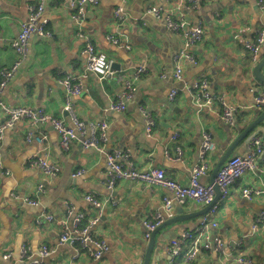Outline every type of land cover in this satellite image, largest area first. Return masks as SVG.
<instances>
[{
	"label": "crops",
	"instance_id": "crops-1",
	"mask_svg": "<svg viewBox=\"0 0 264 264\" xmlns=\"http://www.w3.org/2000/svg\"><path fill=\"white\" fill-rule=\"evenodd\" d=\"M35 2L0 0V74L17 59L10 42L17 36L19 24L27 19L28 5ZM188 5L184 0H98V5L86 7L84 17L76 22L69 0H47L41 20L51 38L30 39L27 60L0 93V100L10 108L41 109L47 116L66 121L59 80L65 76L74 78L81 83L82 92L71 103L80 120L107 123L106 152L128 151L129 161L136 169H163L167 178L186 185L190 170L197 163L203 132L210 135L213 144L206 155L212 170L257 116L255 111L264 109L255 106V99L264 94V85L252 75L259 60L253 62L243 47L255 42L261 32L264 34V0L261 6L255 0H195L193 7ZM117 8H122L127 17L124 23L113 18ZM148 9H159L162 16L156 18L147 13ZM179 14L191 26L200 25L203 38L190 49L196 63L184 61L182 79L175 81L173 60L184 43L178 34L167 29L164 16L176 18ZM109 36L129 42L131 49L112 44L107 40ZM87 41L106 56L110 76L99 79L87 74L82 78L85 61L81 51ZM259 57L264 58V43ZM138 68L144 72L135 83V94L126 102L125 111L109 110L123 90L124 78ZM261 72L264 74V66ZM202 76L207 78L211 93L224 104L239 108L233 128L224 124L219 100L201 109L195 106L191 85ZM173 88L178 94L170 102L168 95ZM139 106L153 118L149 136L145 134ZM4 121L5 117L0 116V122ZM29 130L34 136H46L49 162L59 169L55 176L46 177L39 168L29 166V160L39 153L33 141L25 140ZM262 133L264 123L251 136ZM249 138L237 143L232 156L247 152ZM176 148L182 155L174 161ZM107 171L104 156L94 150H84L78 143L63 150L49 123L30 127L27 120H18L6 128L0 143V264H23V246L35 256L45 246L50 255L42 264H143L149 242L144 223L162 213V199L167 192L156 185L127 180L117 182L109 191ZM77 172L81 174L75 176ZM210 173L201 179L203 184H210ZM39 185L43 186L41 193L37 192ZM262 185L264 158L258 159L255 170L245 173L231 187L225 201L216 204V213L210 220L216 227H209L206 235L220 239L225 246L223 251H201L188 262L179 258L173 264H241L235 260L238 256L250 258L252 264H264V222L251 230L255 216L264 211V199L247 201L240 195L244 187ZM87 194L103 203L98 221L90 229L93 236L109 246L98 261L84 252L76 254L75 246L60 244L61 227L56 225L61 220L70 221L66 218V205L74 213L83 214V225L94 219L96 211L84 200ZM24 198L36 200L38 205L29 206L22 201ZM204 207L193 200L173 202L168 219L191 217L157 232L149 264H167L166 247L170 241L184 232L200 231L204 216L194 214ZM47 215L52 216L51 223H37ZM8 253L10 259L3 261L2 256Z\"/></svg>",
	"mask_w": 264,
	"mask_h": 264
},
{
	"label": "built area",
	"instance_id": "built-area-1",
	"mask_svg": "<svg viewBox=\"0 0 264 264\" xmlns=\"http://www.w3.org/2000/svg\"><path fill=\"white\" fill-rule=\"evenodd\" d=\"M47 0H36L34 5L27 7V19L19 24V31L17 36L11 40L10 46L17 55V59L13 65L1 72L0 74V93L5 89L7 84L11 81L14 74L19 67L27 60L29 40L32 37L51 38V34L45 28V22L41 20L45 4ZM188 7H193L195 0H184ZM261 6L263 0H255ZM75 15L73 19L77 22L84 17L86 7H96L98 0H69ZM148 14H152L156 18L162 16L161 10L148 9ZM113 18L118 23H124L127 20L122 8H117L113 11ZM164 21L167 29L175 34H178L183 40L184 47L175 56L174 70L172 77L175 81L182 79V63L184 61L195 64V59L190 52L192 47L201 42L203 38V28L200 25L191 26L183 14H179L176 18L170 15L164 16ZM107 40L112 44L121 46L127 50L130 45L126 41L119 40L115 37H107ZM264 43V34L261 32L255 42L245 43L244 49L250 53L251 60L257 62L261 47ZM81 56L85 61V72L82 78L87 74H93L99 79H104L110 76L109 62L103 53L97 51L92 43L87 41L81 51ZM144 72L143 68H138L132 71L129 76L124 79L123 90L117 95V100L111 102L108 108L111 111L124 112L125 104L131 100L135 94V83L138 81L140 75ZM60 85L64 91V106L63 112L66 113L67 120L60 118H52L44 114L41 109H30L26 107L10 108L0 100V116L5 117L4 122H0V143L3 132L6 128L11 127L18 120H27L30 127L37 124L49 123L59 138V145L63 150H68L73 143H78L84 150H94L100 155H103L107 164V190H112L119 181H131L138 183H145L149 185H156L166 190L167 195L163 197L162 213L155 215L153 221L145 222L146 230L145 238L148 239L153 230L161 225L165 219L171 217V210L173 202L184 204L188 200H193L203 206H207L213 200L214 192L211 184H203L201 179L211 172V168L207 164L206 155L213 149L211 137L207 132L201 135V144L197 153V163L194 164L190 170L189 180L186 185L177 183L176 181L167 178L163 169H148L138 170L129 161L128 151H105V143L107 141L108 125L104 121H82L77 116L74 106L71 103L72 99L79 96L82 92V85L79 81L69 76L63 77L59 80ZM191 91L194 92V104L198 109L206 105H211L215 99L213 93L209 90V83L205 76L200 77L191 85ZM178 90L171 89L168 95V100L172 102L177 96ZM222 103L221 118L227 126L233 128L235 126V117L239 112L238 107L226 105L221 98ZM255 106L264 104V94H260L255 99ZM139 112L143 116L144 130L147 136L150 135L154 127V121L150 113H148L143 106L138 107ZM173 140L175 137L173 136ZM27 142L33 141L39 147V153L29 160L30 167H36L41 170L44 176L52 177L57 174L59 169L49 162V151L46 144V136H34L29 130L25 134ZM182 151L176 148V157L173 159L177 161L180 159ZM170 158V157H169ZM264 158V134H254L250 136L248 142L247 152L240 156H231L219 168L214 183L218 186L220 192L219 200L225 201L229 196L231 187L247 172L254 171L256 168V161ZM2 174V173H1ZM77 172L75 176L80 175ZM8 175V173H4ZM43 186L37 187V192L41 193ZM15 199L18 197L12 194ZM240 195L247 201L264 199V185L261 187L251 188L244 187L241 189ZM84 200L96 211V217L88 224L83 225L84 216L81 213H74L71 206L66 205V218L68 220H61L56 222V225L61 227L59 234L60 244H69L75 246L76 254L84 252L88 254L93 260L98 261L101 257L109 251L108 244L101 239L96 238L90 232V229L96 225L99 213L103 207V203L98 197L87 194ZM29 206H37L38 202L33 199L24 198L22 200ZM217 206L214 205L201 221L200 231L197 233L184 232L179 238L170 241L166 247V254L168 256V263L173 264L176 259L183 258L185 262L194 259L201 251L222 252L224 243L218 238H210L206 235L209 227L215 228L216 223L210 222L211 218L216 213ZM52 216H44L40 218L37 223L42 221L51 223ZM264 222V211L258 213L252 221L251 230H255L258 225ZM70 223V224H69ZM50 255V251L41 246L38 254L35 256L31 253L27 246L21 247L20 260L23 264H42V260ZM10 259V254H4L2 260ZM236 262L241 264H252V261L247 257L238 256Z\"/></svg>",
	"mask_w": 264,
	"mask_h": 264
},
{
	"label": "water",
	"instance_id": "water-1",
	"mask_svg": "<svg viewBox=\"0 0 264 264\" xmlns=\"http://www.w3.org/2000/svg\"><path fill=\"white\" fill-rule=\"evenodd\" d=\"M258 63L255 65V67L252 70L253 78L261 85H264V74L261 72L262 67L264 66V58L258 59ZM264 107V104L258 105L259 109L260 107ZM257 116L242 130V132L239 133V135L235 138V140L232 142V144L226 149V151L221 155L219 161L215 165V167L212 169L210 173V184L212 185V189L214 192L213 200L210 202L209 205L205 206L203 210H201L198 214L194 215H202L205 216L208 211L218 203L220 198V192L218 186L214 183L215 176L219 170V168L224 164L225 161H227L232 155H233V149L237 145L239 141H243L247 139L249 136L252 135V133L257 129V127L264 123V109L262 111H255ZM185 217V218H182ZM188 217L191 216H179L174 217L171 219L166 220L164 223L159 225L155 230L152 231L149 237V242L146 247L145 253H144V261L143 264H149L150 263V256H151V250L153 248V244L155 241V236L158 231H160L162 228L171 225L173 223H176L178 221H182Z\"/></svg>",
	"mask_w": 264,
	"mask_h": 264
},
{
	"label": "trees",
	"instance_id": "trees-1",
	"mask_svg": "<svg viewBox=\"0 0 264 264\" xmlns=\"http://www.w3.org/2000/svg\"><path fill=\"white\" fill-rule=\"evenodd\" d=\"M128 44H129V42H128ZM129 45H130V44H129ZM124 49H125V48H124ZM130 49H131V45H130ZM130 49H129V50H130ZM126 50H127V49H126ZM124 79H125V78H124ZM207 81H208V80H207ZM123 83H124V82H123ZM213 95H214V94H213ZM214 96H215V95H214ZM215 100H219V98L215 96L214 101H215ZM214 101H213V102H214ZM211 171H212V170H211ZM249 259H250V258H249ZM250 260H251V259H250Z\"/></svg>",
	"mask_w": 264,
	"mask_h": 264
},
{
	"label": "rangeland",
	"instance_id": "rangeland-1",
	"mask_svg": "<svg viewBox=\"0 0 264 264\" xmlns=\"http://www.w3.org/2000/svg\"><path fill=\"white\" fill-rule=\"evenodd\" d=\"M30 41V40H29Z\"/></svg>",
	"mask_w": 264,
	"mask_h": 264
}]
</instances>
